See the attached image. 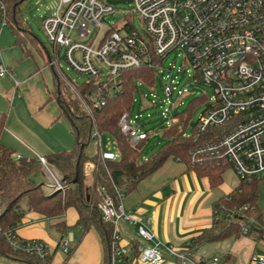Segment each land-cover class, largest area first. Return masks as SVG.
Segmentation results:
<instances>
[{"label": "built area", "instance_id": "2783aa9c", "mask_svg": "<svg viewBox=\"0 0 264 264\" xmlns=\"http://www.w3.org/2000/svg\"><path fill=\"white\" fill-rule=\"evenodd\" d=\"M130 1L145 23L143 30L132 25L129 27L128 22L121 28L110 26L104 29L102 20L115 10L116 5L109 0H59L56 11L43 18L41 27L53 48L58 50L51 64L61 68L60 59L64 56L74 70L94 80L102 75L103 66L108 68L107 79L95 80L99 83L97 89L84 95L69 78L65 79L66 85L85 107H102L108 97L104 93V85H114L121 72L144 65L157 70L169 53L183 50L194 69V77L213 90L209 107L194 127L197 136L207 132L209 138L191 150L190 168L214 161L232 168L243 181L264 177V0ZM91 26H98L91 41L79 43L77 37H90ZM169 72L164 91L171 97L176 87L170 78L171 68ZM6 74H11L10 69L0 63V76ZM151 102L152 106L158 104L154 100ZM140 116L132 119L131 112L126 111L119 121L121 132L132 146L149 137L148 132L135 121ZM177 120L178 117L174 116L170 125ZM92 140L101 146V134L96 128L93 129ZM17 159H20L19 155ZM38 160L49 179L46 187L52 192L64 191L66 186L55 166L49 164L45 157L38 156ZM100 189L103 198L98 203V210L102 219L113 225L112 260H123L134 252V244L131 249L121 245V222L136 226L141 240L151 241L154 234L145 221L132 217L124 208L122 193H118L119 203H116L104 187ZM246 209L248 206L229 213L231 219L240 216L243 235L249 234L250 230L244 219ZM218 214L215 208V220ZM246 219L264 229L253 217ZM17 227L5 231L6 240L15 250L41 259L51 255L45 242L21 239L16 233ZM58 245L68 253L70 239L61 238ZM136 251L138 261L150 264L165 262L166 253L179 264L221 262L218 257L211 261L195 260L189 245L176 248L167 244L161 249L158 243L146 245L139 240ZM252 263L264 264V255H254Z\"/></svg>", "mask_w": 264, "mask_h": 264}, {"label": "trees", "instance_id": "16d2710c", "mask_svg": "<svg viewBox=\"0 0 264 264\" xmlns=\"http://www.w3.org/2000/svg\"><path fill=\"white\" fill-rule=\"evenodd\" d=\"M23 1L0 0L2 25L10 26L15 36V44L23 50L25 57L33 56L32 48H35L44 57L45 64H50L56 58L58 50L53 48L54 54L50 56L44 52L43 45L39 46L37 37L29 31L21 15L20 5ZM2 25L0 24V28ZM52 66L55 72L53 95L58 99L62 112L72 123L75 142L71 149L51 152L45 158L59 171L66 188L64 191L47 192L43 185L37 183L32 177L42 166L39 160L28 158L16 160L13 149L0 141V255L20 258L30 264H51L52 255L45 259L27 255L15 250L5 238V231L10 227L18 226L23 218L24 212L21 210L20 202L26 198L28 209L42 214L48 220L62 216L68 208H75L79 214L77 222L85 229H96L100 234L105 252L103 264H113V225L104 221L98 210V203L103 198L100 188L104 187L115 202L119 203L118 193L127 195L141 180L159 169L169 159L179 160L190 168L191 150L200 141L208 139L209 134L206 132L197 136L193 129L190 136L185 135L190 118V110L187 108L176 115L178 120L175 123L165 128L164 141L159 152L144 159L142 149L148 137L137 146H132L127 136L121 132L119 121L123 113L131 112L135 93L141 89L139 81L147 86H156V69L144 65L121 72L114 85H104V93H107L108 97L102 107L93 105L85 107L71 90L65 89L67 86L65 79L68 76L63 69L56 65ZM98 84L95 80L82 84L75 83L76 89L82 95L97 89ZM65 92H69L73 100L69 99ZM192 104L193 102L189 105ZM6 119V113L0 112V138L5 130ZM94 128L101 135L108 133L114 137L119 152L118 158L105 157L101 150L92 157L85 153L86 147L92 141ZM87 162L92 164L89 168L93 177L90 185L85 183ZM227 168L228 166L223 163L209 161L195 165L192 169L199 176L206 177L211 187H217L223 183V175ZM78 171L80 182L73 184ZM261 185L264 186L263 176L255 177L250 182L239 180V184L230 193L216 202L215 208L219 211V217L198 237V241L202 243L219 241L228 237H240L242 235L241 223L238 219L240 216L231 219L229 213L232 211L236 213L245 206H248V209L244 211V214L250 212L252 207L256 208L254 219L264 227V213L258 206ZM244 219L248 222L246 216ZM53 227L57 228L61 234L68 228L64 221L56 223ZM252 232L260 237L264 236V229L257 224H251L249 234ZM136 243L137 241H134L135 256L137 255ZM218 264H226V262Z\"/></svg>", "mask_w": 264, "mask_h": 264}, {"label": "crops", "instance_id": "0c3cea01", "mask_svg": "<svg viewBox=\"0 0 264 264\" xmlns=\"http://www.w3.org/2000/svg\"><path fill=\"white\" fill-rule=\"evenodd\" d=\"M29 58L34 59V56L25 57L23 50L15 44L12 30L1 27L0 63H4L11 74L0 77L10 81L12 88L0 91V112H7L5 130L0 141L13 149L16 160L38 159V156L46 157L51 152L69 150L75 142L72 123L62 112L58 99L53 95L54 91L51 92L44 85L40 94L34 95L32 92L40 84L39 76L46 67H50L55 74L53 64H45L40 68L37 64L23 63ZM18 155L20 159H17ZM91 166L90 162L86 163L87 185L93 181L89 170ZM239 180L235 177L231 182L223 181L219 186L211 187L206 177L199 176L185 163L167 160L159 169L141 180L122 201L132 217L146 222L154 234L153 240H141L136 226L121 222V245L131 249L134 241L139 240L146 245L158 243L161 249L167 244L176 248L189 245L197 261H211L213 257H218L226 264H253L254 255H264V245L260 242L264 236L260 237L255 232L219 241H198V237L215 222L216 202L230 193L239 184ZM42 185L47 192H52L45 184ZM23 212L24 216L16 229L17 235L24 240L45 242L52 250L51 264H103L105 252L102 238L96 229H85L77 222L79 214L75 208H68L62 216L51 220L33 210ZM60 221H64L68 227L63 234L53 227ZM62 237L70 239L68 253L63 252L58 245ZM116 261L121 264H150L138 261L132 252L125 259ZM0 264L30 263L0 255ZM161 264L179 263L166 253V261Z\"/></svg>", "mask_w": 264, "mask_h": 264}, {"label": "rangeland", "instance_id": "374dc122", "mask_svg": "<svg viewBox=\"0 0 264 264\" xmlns=\"http://www.w3.org/2000/svg\"><path fill=\"white\" fill-rule=\"evenodd\" d=\"M58 5L59 0H24L20 5L21 15L26 22L29 31L37 37L39 46L42 47L43 45L45 47V50L43 49L44 52H47L50 56L54 54V49L51 42L48 40L46 33L42 29L41 23L45 16L53 14L56 11ZM114 8L115 10L106 14L102 20L104 29H107L110 26L121 28L127 22L129 27L132 25L138 30L144 29L145 23L140 19V16L132 3H118ZM0 24L2 25L1 13ZM2 28L7 30L11 29L10 26H2ZM90 29V37H77L79 43L87 44L90 42L98 30V26H91ZM32 53L34 59H26L23 63H28L29 65L37 64L40 68H43L45 65L44 57H42L35 48H32ZM60 67L66 73L68 78L76 84H82L94 80L91 76L74 70L64 56L60 59ZM170 68L172 69V75L170 78L174 80L176 89L174 90L173 95L168 97L164 91V85L167 81L166 76L170 73ZM101 73L102 75L95 80H106L108 77V68L103 66ZM39 78L41 79V82L33 88L32 92L34 95L40 94L44 85H46L51 92L55 90L54 74L50 67H46ZM138 84H141V89L135 93V100L131 108V118L134 119L135 116L141 114V116L138 119H135V121L149 134L148 140L142 149V156L144 159L150 158L159 152L164 141L163 132L165 128L170 125L174 116L180 114L183 110H187V108L190 110V118L185 133L186 135H190L202 113L209 107L210 99L213 96L212 88L205 82L194 77V69L185 58V52L183 50H175L165 57L161 67L156 70V87L147 86L140 81ZM11 88L12 83L0 77V91L5 92ZM65 89L70 90L68 86H66ZM179 91H183V94H179ZM65 93L68 94L69 92ZM68 97L73 100L71 94H68ZM151 100L156 101L158 104L152 106ZM191 102H193V104L190 106L189 104ZM2 112L7 114L6 111ZM99 150H101L105 157H119L116 141L111 134L103 133L101 135V148H99V145L92 140L86 147L85 153L92 157L97 154ZM223 177L225 182H231L237 176L233 169L229 167L226 169ZM34 178L39 184H46L49 182V179L42 168L34 173ZM20 206L23 211L28 209L26 198L21 200ZM258 206L264 213V186L262 185L259 187ZM252 208L250 209V212L246 214V218L255 217L254 211L256 208ZM251 224H254V222L248 221V225L251 226ZM260 242L264 245V240H260ZM114 264L121 263L116 261Z\"/></svg>", "mask_w": 264, "mask_h": 264}, {"label": "water", "instance_id": "95a60500", "mask_svg": "<svg viewBox=\"0 0 264 264\" xmlns=\"http://www.w3.org/2000/svg\"><path fill=\"white\" fill-rule=\"evenodd\" d=\"M131 1L130 0H109V3H112V4H118V3H130ZM83 152V147H82V150H81V154ZM77 165L79 166V163H77ZM80 182V176H79V171L77 172V175H76V178L75 180L73 181V184H78Z\"/></svg>", "mask_w": 264, "mask_h": 264}, {"label": "bare ground", "instance_id": "6f19581e", "mask_svg": "<svg viewBox=\"0 0 264 264\" xmlns=\"http://www.w3.org/2000/svg\"><path fill=\"white\" fill-rule=\"evenodd\" d=\"M53 173L56 175V172L53 171Z\"/></svg>", "mask_w": 264, "mask_h": 264}]
</instances>
